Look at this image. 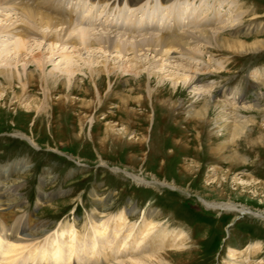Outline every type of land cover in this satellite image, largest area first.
Segmentation results:
<instances>
[{
  "label": "rangeland",
  "instance_id": "obj_1",
  "mask_svg": "<svg viewBox=\"0 0 264 264\" xmlns=\"http://www.w3.org/2000/svg\"><path fill=\"white\" fill-rule=\"evenodd\" d=\"M41 1L64 11L52 16L78 29L122 35L123 40L197 36L203 23L210 33L223 27V40L253 47L232 53L198 42L188 48L190 56L177 51L161 60L151 52L138 53V61L131 64L130 53H103L96 46L86 51L38 37L25 39L22 51H14L18 36L0 33V71L9 66L18 73L14 89L7 90L8 95L0 93V221L10 228L15 222L23 226L18 238L26 241L18 244L23 252L17 260L62 231L84 236L93 220H108L122 211L129 214L128 225L137 226L153 210L161 223L191 238L187 250L170 254L172 264H227L230 250L240 252L254 243L262 250L251 253L249 260L256 254L253 261L264 262V222L257 218H264V0ZM14 7L0 6V28L19 25ZM144 8L149 10L143 12ZM105 11L108 15L102 16ZM169 19L183 22L170 32L165 30ZM139 24L158 28L140 29ZM35 55L41 69L30 61ZM102 63L124 70L130 65L144 68L138 77L123 71L91 78L88 69ZM68 68L78 70V88L42 91L43 74L62 76ZM27 69L34 71L33 86L24 82ZM177 72L196 75L193 89L201 87L216 102L233 104L240 98L251 104L250 110L238 111L250 124L232 148L218 152L227 135L215 126L219 110L214 106L204 121L187 116L191 102L207 95L193 97L194 91L181 85L173 89L171 75ZM109 127L119 131L121 140H115ZM233 151L238 159H231ZM126 173L148 185L134 183ZM157 181L176 189L152 186ZM206 203H232L249 212L210 210ZM12 242L0 240V258L13 248Z\"/></svg>",
  "mask_w": 264,
  "mask_h": 264
},
{
  "label": "bare ground",
  "instance_id": "obj_2",
  "mask_svg": "<svg viewBox=\"0 0 264 264\" xmlns=\"http://www.w3.org/2000/svg\"><path fill=\"white\" fill-rule=\"evenodd\" d=\"M29 1L0 0V6L5 5L10 7L12 5H15L17 8L14 7L11 11H17L19 13V18L17 16L18 20L15 21L20 22L18 26H15V23H13V25H10V29L8 28L9 26H3L2 28H0V33H15V35L18 36L19 40H17L14 45V51L20 50L21 46L24 45L25 39L38 37L42 40H48L52 43H58L61 45L71 44L75 48H77V46H83L86 51H88L91 46H96L103 53L109 54L112 51H116L121 55H127L128 53H130L134 55V58L132 57L133 59L130 60V63L132 64V62L136 60L138 61L136 57L138 53H143V55L145 56L148 52H151L153 54V58L155 56V58H159L161 60L168 57L170 58V56L176 54L177 51L182 54H189L190 56L192 55V53L188 51V48H190L192 44L198 42H203L205 44L215 46L218 49L230 50L232 53L247 52L252 50L251 48L253 47V45H246L240 42L223 40L220 37L219 32L223 29V27H216V32L210 33L209 31L204 30L203 23H201V31L197 34V36H195V34L191 35L189 33H180V35H177L173 38H167L165 36H144L143 38H133V40L131 39V41L129 39L123 40L124 36L122 35L110 34L108 32H105L104 34H97L92 31H88V29H78L74 24L72 25V23L67 21L66 19L55 18L52 16H59L63 14L64 11L53 10L51 6H48L49 3L46 5V3L41 0H32L31 2ZM164 1L165 0H163V2ZM27 2L29 4L33 2L34 4L32 3L33 5H29ZM160 2L163 3L162 0ZM153 5H156V3H154ZM75 12L79 13V16L82 17L80 11ZM159 12L160 10L157 13L159 14ZM15 15L17 14L15 13ZM214 21L215 22L213 24L217 22L216 20ZM180 22H183V20H179L178 22L172 21L173 25H175V28H179V26L181 25ZM194 22L195 20H193V24ZM143 27L146 28L145 26ZM71 32H78V36L71 37ZM72 34L74 35V33ZM255 50H257V48ZM30 61L35 63L38 68H42L41 60L38 55L33 56ZM140 68H144V64L139 65V67H133L130 65L128 68H126V70H124L123 67L113 66L110 68L106 64L102 63L101 67L88 69V72L91 78H93L95 74L97 77L102 75L110 78L118 74H122L123 71L127 72L126 74L132 75V77H138L141 73ZM66 71L67 72L62 76L43 74L40 83L42 91L47 92L48 90H56V88H59V86L61 88L65 87L67 90L71 89V91H74L76 87L78 88L80 81L77 79V77H74L75 73L78 72V70L68 68ZM17 76L18 73L9 66H7L4 70H1L0 79L3 80V84H6V86L0 83V93L4 92L8 95L7 90H9L10 88L14 89L13 83L15 82V79L18 80ZM23 76L26 86H33L35 80L34 71L27 69L25 72H23ZM171 79L173 80V89H176L178 85H181L182 88L194 91L191 92L193 97L199 96L200 92H203V94L205 95L208 94L207 91H203L201 87H198V89H193L195 87L194 83L198 79L196 78V75H186V72H183V74L179 75L177 72L171 75ZM93 81V83H95V80ZM97 95L99 96V91H97ZM210 96L212 97L213 95ZM211 97H209L208 95L206 97L202 96L200 100L198 98L194 102H191V104L193 105L190 106L187 116H189L190 120L204 121L208 118L211 107L214 106L217 111L219 110L218 116L215 115V126L218 128V132H225L227 135L226 141L221 144V147L218 150V152L220 153L228 147L232 148V145H234L241 136L245 135V131L248 124H250V121L247 119H243V117L238 114V111L250 110L251 104L243 101V103H241L240 98L234 99L235 102L233 104L221 101L222 99L216 102L214 98ZM123 101L124 103L126 102L125 100ZM198 103L201 104L200 109H197V105H199ZM113 131V128H108V132ZM118 132H113L115 133L113 134V136L115 137L116 141L121 140V135H119ZM21 136L23 138L25 137L24 135H20V137ZM230 157L231 159H238L237 154L234 151L231 152ZM126 174H128L131 181H133L134 183L148 185V183L144 182L139 177L131 175L129 173ZM153 185L154 187H165L172 190L176 189L173 184H170L166 181H157L153 183L152 186ZM205 207L206 209L215 211L228 210L232 211L234 214L236 213L242 215L249 212L248 209H245L244 207L239 208L232 203L221 205L206 203ZM133 211L134 210H132L131 212L133 213ZM254 215L257 216L258 214ZM128 216V212L122 211L118 215L108 220H93L90 232L85 234L84 236L80 235L82 237H74V235H72L71 233H67L68 231H62L59 233V235L57 233V236L55 238L49 241H45L42 247L33 248L30 251L26 252L25 256H23V258H20L19 261L17 260L19 258L18 255H20L21 257L23 251H21L22 248L18 246V244L22 241H26L18 238V235L23 232V226L19 225L21 223L15 222L14 227L10 228L6 227L5 223L0 221V240H2V238H6L7 241H13L15 244L14 246L9 245L13 248H10V250L9 248L6 249V251H8L4 252L2 254L4 257L2 256L0 259L2 260V262H6L5 264H75V261L77 262V264H172L169 259L170 254L172 252L179 253L187 250V248L189 247L188 241L191 243V238L184 230L180 228H172L166 223H161V221L158 219L159 216L156 211H150L146 217L143 215L144 220H142L137 226L134 224L132 226H130V224L128 225ZM258 216L259 217L257 218L261 219L264 222V218L260 215ZM93 217L95 218L96 216ZM35 228L37 229L38 227ZM261 250L262 249L260 243L250 244L247 249L240 252L230 250L227 264H263V261H253L254 256H256L257 253L261 252ZM251 253L256 254H254L252 259L249 260V256ZM16 256L18 258H16Z\"/></svg>",
  "mask_w": 264,
  "mask_h": 264
}]
</instances>
